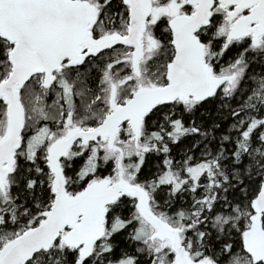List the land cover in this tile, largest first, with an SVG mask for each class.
<instances>
[{"label": "snow or ice", "instance_id": "6c2138e0", "mask_svg": "<svg viewBox=\"0 0 264 264\" xmlns=\"http://www.w3.org/2000/svg\"><path fill=\"white\" fill-rule=\"evenodd\" d=\"M0 264H264V0H0Z\"/></svg>", "mask_w": 264, "mask_h": 264}]
</instances>
